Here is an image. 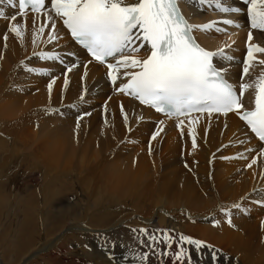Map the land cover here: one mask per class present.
Instances as JSON below:
<instances>
[{
  "label": "bare ground",
  "instance_id": "bare-ground-1",
  "mask_svg": "<svg viewBox=\"0 0 264 264\" xmlns=\"http://www.w3.org/2000/svg\"><path fill=\"white\" fill-rule=\"evenodd\" d=\"M184 1L192 23L214 21V8L202 6L199 0ZM0 8L10 17L18 13V1L15 9L7 0ZM26 12V17L17 14L14 22L26 25L23 43L9 30L13 22L0 18V171L12 163L22 168L28 192L18 201L26 202L28 211H34L29 202L37 188L41 189V219L48 221L45 231L53 236L32 248L20 264H27L43 250L58 248L66 231L84 235L98 230L90 227L93 220L102 221L99 226H103L99 228L103 232H93L95 236L117 242L114 250L107 241L103 246L92 242L96 248L83 254L92 264H136L132 259H138L137 254L148 244L146 236L141 244L139 234L130 230L136 227L158 238L161 232L155 230H171V236L184 234L214 246L203 248L205 253L198 251L197 256L192 254L185 264H199V260L205 264H264V144L245 123L232 113L213 114L211 118L205 114L195 125L193 148L187 121L181 132L174 118L167 119L131 97L115 93L104 66L90 63L85 70L84 63L90 58L59 22L61 41L49 42L50 29L46 28L33 45L34 29L46 18L41 16L34 25L31 9ZM234 17L247 20L245 14ZM230 30L231 40L214 30L198 34L201 44L211 50L231 44L226 49L233 57L228 74L238 84L250 29ZM252 31L253 42L264 46V32ZM5 34L6 42L2 38ZM52 51L63 63L33 55ZM256 55L264 59V54ZM74 61L78 66L67 73L69 83L64 87L66 65ZM25 67L48 69L49 75L29 72ZM262 71L264 66L256 63L251 75L256 77ZM53 76L56 79L49 93L47 85ZM245 97L246 107H252L253 90ZM161 120L163 131L153 140ZM2 186L0 182V202L4 200ZM67 197L74 203L65 202ZM234 203L241 207L232 208ZM221 209L231 211V225ZM117 210L120 217L111 218ZM65 216L71 219L61 231ZM122 243L126 244L124 249ZM161 245L165 252L147 247L144 264H177L172 254L175 250ZM213 252L219 263L210 256ZM162 258L164 263L159 261Z\"/></svg>",
  "mask_w": 264,
  "mask_h": 264
},
{
  "label": "snow or ice",
  "instance_id": "snow-or-ice-1",
  "mask_svg": "<svg viewBox=\"0 0 264 264\" xmlns=\"http://www.w3.org/2000/svg\"><path fill=\"white\" fill-rule=\"evenodd\" d=\"M0 3H4V0H0ZM199 3L225 14L226 18L203 24L191 23L182 12L180 0H18L17 14L26 17V9L30 8L34 25L41 16L46 18L39 28L34 29L33 45L38 44L46 28L50 29L49 42L61 41L64 37L57 30L59 22L70 39L85 50L90 58L84 63L85 70L90 63L104 66L106 79L115 93L131 97L167 119L174 118L181 132L187 121L193 148L196 147L195 125L205 114L211 118L213 114L227 116L232 113L260 141H264V71L256 77L251 75V69L256 63L264 66V59H258L256 55L264 54V46L253 42L252 31L264 32V0H243L250 30L247 33V53L241 62L238 85L230 82L228 75L233 57L227 54L226 49L231 44L225 43L215 50H209L201 45L194 33L214 30L228 35L231 40L232 34L219 27V24L240 28L241 24L231 17L245 9L235 6L230 0H199ZM7 4L17 8V0H7ZM17 14L6 16L5 10L0 8V18L13 22L9 30L23 43L26 25L14 23ZM3 40H8L7 34ZM33 55L42 60L63 63L62 57L54 51L34 52ZM68 55L75 56V53ZM77 66L78 61L66 65L64 87L69 83L67 73ZM25 70L49 75L48 69L25 67ZM55 79L51 77L47 85L49 93ZM250 89L254 92V106L251 108L246 107L244 101V95ZM121 112L127 121L128 115L122 104ZM159 124L161 127L153 133V140L163 131L164 121L161 120ZM261 151L264 153V148ZM255 163L253 159L252 164ZM248 166L251 167V164ZM231 207L239 209L241 205L234 203ZM221 210L231 225V211ZM132 231L139 234L141 244H144L143 237L146 236L149 248L163 243L171 249V245L177 243L178 248L172 253L177 264L190 262V253L186 251L185 244L195 246L197 250H211L214 247L184 234L174 240L169 234L171 230H155L161 232L159 238L144 228H133ZM137 257L138 264H144L148 253H139ZM212 259H216L215 252L212 253Z\"/></svg>",
  "mask_w": 264,
  "mask_h": 264
},
{
  "label": "rangeland",
  "instance_id": "rangeland-1",
  "mask_svg": "<svg viewBox=\"0 0 264 264\" xmlns=\"http://www.w3.org/2000/svg\"><path fill=\"white\" fill-rule=\"evenodd\" d=\"M25 180L26 177L25 175H23L22 168H20L16 163L9 164L5 167L3 166L0 171L1 185L2 183L3 185H5L2 186L4 200L0 202V258H2L1 261H3L4 264H20L24 256L32 248H35L38 244L45 242L46 240H48V238L53 236L51 232L45 231V225L46 223H48V221L46 220V222H44L42 221L43 219H41V207L43 206L41 189L37 188L39 191L35 193V196H33L30 199L31 202H29L34 207V211H28L25 208L26 202L22 203L18 201L21 197L27 195L28 191L26 190V184L28 185V183ZM25 199H27V197H25ZM66 199L65 202L74 203L71 197H67ZM9 200H11V202ZM46 205L49 206V204ZM76 205L78 206V204ZM81 206L76 209V212L81 209ZM26 215L27 217L25 218ZM117 217H120L118 210L113 216H111V218ZM70 219L71 217L68 218V216H65L63 218V223L60 224V226L64 227L61 228V231L62 229L65 230V225ZM101 222L102 221L93 220L90 227L97 228L98 230L90 232L88 231V233H84V235H79L78 232L66 231L63 236L64 242L62 245L60 244L58 248L52 249L51 251L43 250V252H41L39 256L28 261L27 264H92V260H86L87 257L83 255L84 253L93 251V249L96 248L95 244L92 246V242H101V245L103 246V242L107 241L105 243H107L108 246L113 250V244H116L117 242L109 240L106 236L104 237L103 235H100L99 237L98 235L95 236V234H98V232H103L99 231V228H103V226H99ZM127 228H129V226H127ZM132 229L133 228H130L131 231ZM135 229L140 228L136 227ZM125 230L128 231L129 229ZM85 235L86 237H84ZM172 237L174 238V240H178L179 235L174 234ZM122 246L124 249L126 247V244L122 243ZM158 247L160 249H154V251H164L162 245ZM184 247L186 251L190 253V256L192 254H196L197 256L198 251V253H205V249L197 250L195 246L192 245L185 244ZM177 248L178 244L173 243L171 245V249L169 250L174 251L177 250ZM142 250L143 253L147 252V247H142ZM2 255L4 257H2ZM204 256L206 258V254H204ZM217 259L218 257L215 260ZM132 260V262L138 264V259L133 258ZM162 260L163 258L159 261ZM217 261V263H219V259ZM198 262L199 264H205L200 260Z\"/></svg>",
  "mask_w": 264,
  "mask_h": 264
}]
</instances>
